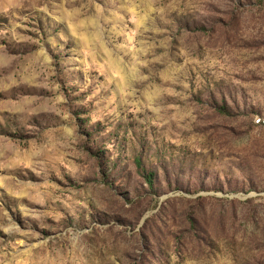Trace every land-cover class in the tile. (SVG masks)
Segmentation results:
<instances>
[{
	"label": "rangeland",
	"instance_id": "obj_1",
	"mask_svg": "<svg viewBox=\"0 0 264 264\" xmlns=\"http://www.w3.org/2000/svg\"><path fill=\"white\" fill-rule=\"evenodd\" d=\"M263 120L264 0H0V264H264Z\"/></svg>",
	"mask_w": 264,
	"mask_h": 264
},
{
	"label": "trees",
	"instance_id": "obj_2",
	"mask_svg": "<svg viewBox=\"0 0 264 264\" xmlns=\"http://www.w3.org/2000/svg\"><path fill=\"white\" fill-rule=\"evenodd\" d=\"M137 163H138V167H140L139 166L140 163L139 162H137ZM146 177H147V179H148L149 182H153V174L152 173H148L146 175Z\"/></svg>",
	"mask_w": 264,
	"mask_h": 264
},
{
	"label": "bare ground",
	"instance_id": "obj_3",
	"mask_svg": "<svg viewBox=\"0 0 264 264\" xmlns=\"http://www.w3.org/2000/svg\"><path fill=\"white\" fill-rule=\"evenodd\" d=\"M264 121V120H263Z\"/></svg>",
	"mask_w": 264,
	"mask_h": 264
}]
</instances>
